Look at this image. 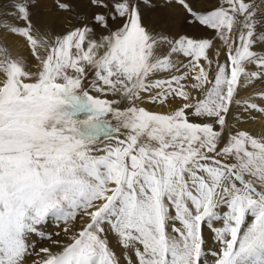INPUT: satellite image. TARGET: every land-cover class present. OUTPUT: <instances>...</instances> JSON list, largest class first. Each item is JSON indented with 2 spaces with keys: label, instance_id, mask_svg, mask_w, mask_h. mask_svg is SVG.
Returning <instances> with one entry per match:
<instances>
[{
  "label": "snow or ice",
  "instance_id": "1",
  "mask_svg": "<svg viewBox=\"0 0 264 264\" xmlns=\"http://www.w3.org/2000/svg\"><path fill=\"white\" fill-rule=\"evenodd\" d=\"M167 5L214 36L150 29L138 0H87L83 21L57 0L63 33L36 0L0 5V264H264V138L237 128L264 114V92L237 98L264 82V13ZM50 217L65 239L37 248Z\"/></svg>",
  "mask_w": 264,
  "mask_h": 264
},
{
  "label": "bare ground",
  "instance_id": "2",
  "mask_svg": "<svg viewBox=\"0 0 264 264\" xmlns=\"http://www.w3.org/2000/svg\"><path fill=\"white\" fill-rule=\"evenodd\" d=\"M7 1L9 0H0ZM200 1V2H199ZM254 1V0H253ZM252 0H246V2L252 3ZM73 4L76 6V11L81 14V20L83 21L85 17L91 16L93 11H89V7L86 6L87 0H72ZM142 15L144 16L143 23L148 28H157L159 29L160 21L164 20L166 23L163 25L167 29V33L174 38H178L179 35H187L189 37H212L214 36V31L210 29H205L204 27L194 25L192 28L187 27L184 23V17L182 10L177 6H168L167 0H158L157 5L145 7L144 0H138ZM256 2V3H255ZM254 4L259 6L260 11L264 13V3L261 0L255 1ZM51 1L46 0L44 3H41V7L51 6ZM210 4L212 7H218L221 3V0H195V8L200 9L201 4ZM7 4V3H6ZM153 5V4H151ZM156 5V4H155ZM8 11L7 8L3 9ZM2 10V11H3ZM37 11V10H34ZM39 17L38 20L42 24H46L51 30L56 33H63L66 29L70 28L72 24H76V15L73 13L71 16H67L65 12L59 11L56 7H52L49 10H38ZM115 27V25L113 26ZM16 39V38H13ZM20 44L23 42L20 41ZM216 47L221 48V55L219 56V61L223 63L226 59L225 50L221 47L219 42H216ZM17 53L28 56V52L25 48L20 46H13V55ZM215 59V57H213ZM180 59H185L180 57ZM35 71V69H33ZM238 99L247 100L249 98H254V102L261 103L257 94L264 92V82L254 81L251 85H246L242 82L241 86L238 88ZM193 95H198L193 93ZM264 106V105H262ZM144 107L151 109L153 111H171L172 108L168 106H160L159 104L153 105L150 103H145ZM242 113V108H234L232 114V122L236 123V116ZM251 116H255V119H252ZM251 116L243 114L241 117V122L237 124L239 130H247L252 135L257 138H264V114L251 113ZM52 219V218H50ZM55 219V218H54ZM61 223H58L60 225ZM57 226V225H56ZM35 238V237H34ZM31 262V261H30Z\"/></svg>",
  "mask_w": 264,
  "mask_h": 264
},
{
  "label": "rangeland",
  "instance_id": "3",
  "mask_svg": "<svg viewBox=\"0 0 264 264\" xmlns=\"http://www.w3.org/2000/svg\"><path fill=\"white\" fill-rule=\"evenodd\" d=\"M46 0H36V3H37V7L34 10H49L51 9L52 7H55L56 3H57V0H49L51 1V6L49 7H41V3ZM145 1V0H144ZM157 1L158 0H151V6H155V7H158L157 5ZM253 1V0H252ZM255 1L257 0H254L252 3H254ZM200 2V1H199ZM6 3H8L7 1H0V5H5ZM256 3V2H255ZM156 4V5H155ZM201 4V3H200ZM215 7L211 6L210 4H204L202 3L201 4V7L200 9H197V10H200V11H207V10H212L214 9ZM3 9L5 8H0V11H2ZM97 9H93L91 7H89V11H96ZM4 11V10H3ZM35 12V11H34ZM67 16H69L68 13H66ZM185 22V21H184ZM187 27H190L192 28V26L194 25H191V24H188V23H184ZM202 27V26H201ZM207 29V28H205ZM113 125L115 124V121L113 120L112 121ZM51 218V217H50ZM48 219V221L42 226V231L45 233V238H40V237H35L33 238V242L37 244V248L39 247H50V248H53L54 250L57 249L59 246L58 245H54L53 244V240H64L65 237H64V234L62 233L61 231V228H62V224L58 225V223H61V222H58L56 219L52 218V219ZM57 225V226H56ZM70 228H73L75 227V225H69ZM57 232H60V236H57L56 233ZM204 235L206 238H208L211 234H210V231L208 230L207 226H205L204 228ZM48 236H51V239H47L46 237ZM35 258V257H34ZM209 261H211V257L208 258ZM31 261V260H30ZM29 261V264H31V262ZM130 264V262H129Z\"/></svg>",
  "mask_w": 264,
  "mask_h": 264
}]
</instances>
